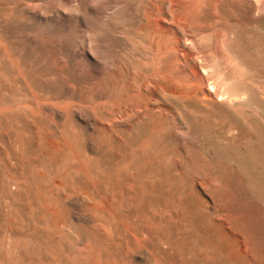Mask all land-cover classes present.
Instances as JSON below:
<instances>
[{"label": "rangeland", "instance_id": "374dc122", "mask_svg": "<svg viewBox=\"0 0 264 264\" xmlns=\"http://www.w3.org/2000/svg\"><path fill=\"white\" fill-rule=\"evenodd\" d=\"M249 2L219 7L218 55L197 10L210 99L165 74L173 53L145 86L146 0H0V264H264V5Z\"/></svg>", "mask_w": 264, "mask_h": 264}, {"label": "bare ground", "instance_id": "6f19581e", "mask_svg": "<svg viewBox=\"0 0 264 264\" xmlns=\"http://www.w3.org/2000/svg\"><path fill=\"white\" fill-rule=\"evenodd\" d=\"M239 1L242 3V0H146L147 6L143 16V27L147 30H151L153 33H151L152 41H154V43L152 42V64L154 67H152L155 72L154 75L146 77L145 86H149L152 82H155V77H157L161 71L159 54L173 53L174 59L168 64L170 67L165 74L170 76L174 70L180 71V74L178 73L180 78L187 80L189 83H198V86L203 89V93L206 97L210 99L214 98L216 94L215 90L212 91L208 90L209 88H203V86L208 83L211 73L210 69L207 67L209 54L198 44L199 42L197 43L196 33L199 31L202 32V27L205 28V26L201 24V21L198 20L199 17H196L197 10L205 5L210 9L209 13L212 20L208 25L211 27L210 31L214 30L215 55H218L222 52V45L230 37V34L225 28L220 26L222 20L218 14V9L223 3ZM263 5L264 0H250L249 2V7L254 13ZM159 39L161 40V51L157 46V41ZM227 70L228 74L237 71L233 64L227 65ZM239 72L238 70V73ZM208 84L214 85L211 84L210 81ZM192 85L197 86L194 84ZM215 86L213 87L214 89ZM157 87L158 91L162 93L167 92L171 96H176L179 93L174 87H165L164 85H157Z\"/></svg>", "mask_w": 264, "mask_h": 264}]
</instances>
